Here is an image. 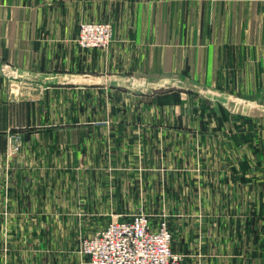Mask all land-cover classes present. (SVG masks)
Returning <instances> with one entry per match:
<instances>
[{
	"label": "crops",
	"instance_id": "obj_1",
	"mask_svg": "<svg viewBox=\"0 0 264 264\" xmlns=\"http://www.w3.org/2000/svg\"><path fill=\"white\" fill-rule=\"evenodd\" d=\"M5 69L48 83L11 98ZM0 114V264H80L52 226L123 204L183 264H264V0H0Z\"/></svg>",
	"mask_w": 264,
	"mask_h": 264
},
{
	"label": "built area",
	"instance_id": "obj_2",
	"mask_svg": "<svg viewBox=\"0 0 264 264\" xmlns=\"http://www.w3.org/2000/svg\"><path fill=\"white\" fill-rule=\"evenodd\" d=\"M114 40L111 23L84 22L78 45L87 51L110 48ZM114 221L82 241V264H183L184 258L172 249L174 234L168 222L144 212Z\"/></svg>",
	"mask_w": 264,
	"mask_h": 264
},
{
	"label": "rangeland",
	"instance_id": "obj_3",
	"mask_svg": "<svg viewBox=\"0 0 264 264\" xmlns=\"http://www.w3.org/2000/svg\"><path fill=\"white\" fill-rule=\"evenodd\" d=\"M9 72V73H8ZM3 77L5 78L6 82L5 85L7 86L8 89V97L11 98H20V97H25V98H29L30 94L27 92L29 91L28 89H22L23 85L26 86L28 84L31 83H35V84H40V83H36L35 81L32 80H27L28 78L32 79V76H28L27 74H25L24 72H20V71H15V70H11V69H5V71L3 70L2 72ZM6 89V90H7ZM26 92V94L22 95V92ZM2 116V114H0V117ZM5 116V114L3 115ZM2 119H0L1 121ZM11 153L12 154H18L19 153V148L17 146H14L11 148ZM109 182H112V180L109 179ZM110 189L113 188V186ZM112 191V190H109ZM110 198V194L108 196ZM128 204H123L122 208L120 210H116V209H106V210H97V209H87V208H82L81 210H76V211H66V216L68 217H73L74 222L71 223L67 226V225H63V222L60 223V225H53V230L54 233H57V235L59 236V240H65L67 239L68 241V233L72 232L70 235H72L71 237L73 238V240H75V253L76 255H80V247L82 244V241L84 239H86L89 236H92L93 234H95L99 229H103L105 228L109 223H111L112 221H114V217H122L120 218V220L122 219H127L130 216L140 212V208H143L144 212H147L148 214H150L153 217V220H155L156 222L159 220L156 216V212L153 211V209L150 210H145L144 206L142 207H131ZM61 214V213H60ZM58 215V214H57ZM59 216V215H58ZM60 217V216H59ZM156 217V218H155ZM62 219V218H61ZM60 222V220H59ZM169 224V222H168ZM170 225V224H169ZM170 229H171V225H170ZM172 233L174 234L173 230L171 229ZM68 232V233H67ZM33 241V240H31ZM28 243L26 245V250L28 251H33L36 249V243L35 242H31ZM174 242V239H173ZM74 247H72L71 249H73ZM58 249H60V243L58 244ZM172 249H173V243H172ZM174 251V250H173ZM175 253V252H174ZM176 254V253H175ZM81 256V255H80ZM79 257V256H78ZM30 259V258H29ZM53 259V258H52ZM52 259H46L45 262H49ZM58 259L54 260L55 264H58L59 258H55ZM65 258H62V260ZM81 262L80 264H82L84 262V259L81 256ZM69 261H71L69 259ZM79 264V261L78 263Z\"/></svg>",
	"mask_w": 264,
	"mask_h": 264
},
{
	"label": "water",
	"instance_id": "obj_4",
	"mask_svg": "<svg viewBox=\"0 0 264 264\" xmlns=\"http://www.w3.org/2000/svg\"><path fill=\"white\" fill-rule=\"evenodd\" d=\"M20 72H23V71H20ZM25 74L28 75V73H25ZM28 76H32V79L28 78L27 80H32V81H35L37 83H43V82L48 83V81H46L43 77H39V76L37 77L36 75H33V74H29Z\"/></svg>",
	"mask_w": 264,
	"mask_h": 264
}]
</instances>
